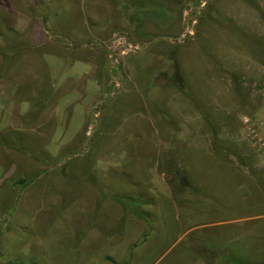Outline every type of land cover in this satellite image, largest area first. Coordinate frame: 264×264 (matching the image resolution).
Listing matches in <instances>:
<instances>
[{"label":"rangeland","instance_id":"1","mask_svg":"<svg viewBox=\"0 0 264 264\" xmlns=\"http://www.w3.org/2000/svg\"><path fill=\"white\" fill-rule=\"evenodd\" d=\"M40 7L63 44L43 95L0 72V264H264V155L240 130L264 122V0Z\"/></svg>","mask_w":264,"mask_h":264},{"label":"crops","instance_id":"2","mask_svg":"<svg viewBox=\"0 0 264 264\" xmlns=\"http://www.w3.org/2000/svg\"><path fill=\"white\" fill-rule=\"evenodd\" d=\"M43 9L40 7V0H0V25L3 27V31L0 30V72L4 68L3 75L8 89L16 95L25 97L23 100H28V103L31 100L27 97L30 94L34 95L37 91L38 94L40 92L43 95L46 89L45 84L49 82L51 67L48 63L46 64L43 56L51 51L56 54L63 48V44L50 36L51 22ZM8 33H10L9 36ZM14 37L17 39L12 40ZM6 38L9 41L1 42L3 39L7 40ZM78 62H83L88 70L90 69L89 75L98 80V63L94 56L80 57ZM53 83L54 79L51 80L52 85ZM61 87L62 83L55 88ZM61 101L60 98L56 102L57 108ZM248 219L255 221L257 216H251ZM200 262L215 264L216 261L205 255L204 260Z\"/></svg>","mask_w":264,"mask_h":264},{"label":"built area","instance_id":"3","mask_svg":"<svg viewBox=\"0 0 264 264\" xmlns=\"http://www.w3.org/2000/svg\"><path fill=\"white\" fill-rule=\"evenodd\" d=\"M240 130L244 140L264 155V122L257 116L242 115Z\"/></svg>","mask_w":264,"mask_h":264},{"label":"trees","instance_id":"4","mask_svg":"<svg viewBox=\"0 0 264 264\" xmlns=\"http://www.w3.org/2000/svg\"><path fill=\"white\" fill-rule=\"evenodd\" d=\"M172 53L169 54V58L167 61L172 66L171 68L172 72L168 73V71H165L164 69H160V71H158V74L161 80L165 81L168 84H175L183 89L186 87V82L183 78L182 73L179 70V65L177 61L173 60ZM20 182H23V181H20Z\"/></svg>","mask_w":264,"mask_h":264}]
</instances>
